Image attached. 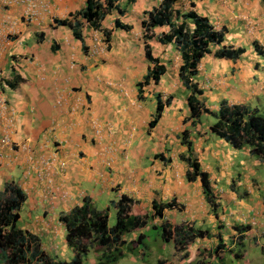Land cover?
Instances as JSON below:
<instances>
[{"label":"crops","instance_id":"0c3cea01","mask_svg":"<svg viewBox=\"0 0 264 264\" xmlns=\"http://www.w3.org/2000/svg\"><path fill=\"white\" fill-rule=\"evenodd\" d=\"M2 1L0 137L5 136L8 144L0 148V193L6 182H13L25 194L17 227L35 238L44 255L57 260L67 247L60 214L80 205L84 198L98 210L108 208L107 204L125 194L136 201L130 208L134 214L151 215L152 201L172 200L162 217L152 222L170 216L168 221L182 230L187 226L206 231L214 245L220 237L222 248V234H233L231 239L237 238L243 250L239 260L264 264V189L263 201H252L258 196L254 195L258 186L246 175L243 182L232 175V156L238 149L210 132L212 123L202 127L198 118L189 117L188 90L177 76L181 60L171 62L177 50L158 41L167 26L153 27L152 36L146 39L164 72L156 81L147 79L137 90L152 64L144 56L143 40L140 37L137 44L133 32H141L142 11L159 0H120L123 14H106L99 30L77 16L79 39L67 24L58 21H73L85 0H14L4 5ZM173 8L205 16L215 30H224V45L244 50L234 61L211 53L201 57L194 81L202 90L199 98L205 107L213 113L218 105H209L207 99L216 104L223 99L229 105L258 110L264 98V58L252 44L256 42L264 50V0H176ZM117 16L130 28H113ZM103 28L109 30L107 42ZM215 49L213 46L211 52ZM164 97L168 103L150 128L156 99ZM183 131L189 148L181 140ZM208 133L215 138L210 140ZM242 150L250 155L247 147ZM180 155L197 160L211 187L212 180L224 186L222 204L215 199L216 215L205 201L198 179H185L187 165ZM234 186L245 187L248 201L240 199ZM223 209L233 216L227 226L220 220ZM177 213L182 215L172 219ZM206 223L209 227H204ZM259 238L261 263L258 257L256 261L247 258V251Z\"/></svg>","mask_w":264,"mask_h":264},{"label":"trees","instance_id":"16d2710c","mask_svg":"<svg viewBox=\"0 0 264 264\" xmlns=\"http://www.w3.org/2000/svg\"><path fill=\"white\" fill-rule=\"evenodd\" d=\"M120 0H85L83 8L75 12L73 21L59 20L61 24H67L76 38H80V25L77 16L86 21L93 29H100V22L106 14L115 11L118 16L124 12V6L119 5ZM134 0H125V3ZM176 0H159L158 4L150 10L142 11V18L139 21L141 27V39L145 58L152 64L147 70L143 80L137 83V90L147 82V79L156 81L164 72V65L159 63L157 57H153L150 46L146 42L152 36L151 29L156 26H167L168 31L158 36L161 43H170L177 50L181 63L177 68V76L181 84L188 90L186 103L189 110V117L193 120L202 114H212L214 122L209 126L210 132L223 139L231 147L240 149L247 147L248 153L258 158H264V116L260 115L256 109H249L239 104H227L225 100H220L218 108L213 113L205 107L199 96L202 90L197 86L194 77L201 57L211 53L214 57L221 59L236 60L244 51L242 48H232L224 45L223 31L215 30L205 16L196 14L193 10L180 12L173 8ZM192 6L193 3L189 2ZM113 19L112 25L115 29H129L130 24L124 23L119 17ZM190 22V24H189ZM104 41L109 38V30L101 29ZM216 49L211 52V48ZM255 52L264 58V50L256 43L252 44ZM19 80V76H14ZM9 86L14 83L7 81ZM167 101V102H165ZM164 102V103H163ZM168 103V99L161 101L156 99L155 112L148 122V127H153L160 116L163 105ZM182 141L189 148V141L186 132L182 133ZM180 160L187 165L185 179L200 182L201 193L211 207V212L215 214L217 203L212 193L208 175L199 167V163L190 155H180ZM25 200V194L13 182H6L0 193V264H82V259L89 248L95 249L99 254L96 256L95 264H114L126 252H132L137 246L143 243L144 235L137 232L134 238L126 241L123 236L134 233L136 229H143L147 224L148 228L160 227V237L165 241L170 233L166 229L167 222L161 224L151 223L154 218H161L162 211L172 205V200L164 203L151 202L153 214H133L131 206L133 199L121 194L119 198L112 202L114 208V223L109 226L107 223V208L98 210L84 198L78 206L72 207L66 213L59 215V219L64 226V240L70 249L71 257L68 261L52 260L45 256L39 249L35 238L23 232L17 227L18 210ZM247 228V225H243ZM175 234L179 244L182 241H193L194 238L202 237L206 231L193 229L191 227L179 229L175 227ZM186 236H182V235ZM184 238V240H183ZM176 239V238H175ZM217 245L212 249L217 253L222 244L218 237ZM187 253L183 254V257ZM156 264H162L160 259ZM210 264V263H204Z\"/></svg>","mask_w":264,"mask_h":264},{"label":"rangeland","instance_id":"374dc122","mask_svg":"<svg viewBox=\"0 0 264 264\" xmlns=\"http://www.w3.org/2000/svg\"><path fill=\"white\" fill-rule=\"evenodd\" d=\"M131 22L133 23H137V21L135 20H131L129 19ZM138 20V18L136 19ZM140 31H135L133 32V36L136 38L135 42H137V44H140ZM131 35V33H127V36ZM137 36H139L137 38ZM115 38L117 37V33L114 36ZM170 52V51H168ZM174 62V64H178V62H180V58L178 55V52H174L173 56H172V61ZM176 68V66H174ZM200 79H203L200 75L198 76ZM177 94V92H176ZM179 94V92H178ZM166 97L162 98V101L165 100ZM260 105H257L258 107V113L260 115L264 116V98L262 100ZM207 103L209 105H218L216 103H214L213 101H211L210 99H207ZM145 105L148 106L149 108L152 107L151 104H149L148 102H145ZM154 110V109H153ZM198 120L200 121L202 127L203 126H207L211 123L214 122V116L212 114H206V113H202L199 117ZM208 135H210V133H208ZM211 139L213 140V138H215V135H210ZM210 158V157H209ZM246 160V161H243ZM255 160V161H254ZM244 163H246L245 166ZM232 167L231 169L233 170V178L234 180L237 178L238 180L242 181L245 179V177L247 179H249L251 182H253L254 184H256L258 186V189L254 191V195H258L255 197H253L252 201H255L256 199L258 201H263V197H262V192L264 189V158H258L255 157L253 155H246L243 153L242 148L238 149L236 151V153H234V155L232 156ZM247 166L249 167V170H247ZM246 175V176H245ZM232 182H234L232 180ZM210 183V181H209ZM223 183V182H222ZM211 186V183H210ZM235 191L238 192V196H240V199H244L245 201L247 200V197L244 196L243 193H246L247 190H245L244 186H234ZM255 187H253L254 189ZM211 189H215V194H213L216 198H219V203L220 205L222 204V201H224V197L225 195L222 194V192L225 190L224 186L220 185L218 182H215V180H212V187ZM222 190V191H221ZM213 193V192H212ZM255 198V199H254ZM102 201V200H101ZM239 202V201H238ZM96 206L99 207L100 204L97 202ZM250 206V205H248ZM107 223L109 226H111L114 223V210L112 205L107 204ZM226 208V207H225ZM251 208V206L249 207V209ZM251 210V209H250ZM136 211H131V213H135ZM188 213V212H186ZM228 213V214H226ZM232 212H228L225 209H223L221 212H219V214H221L222 216L220 217L223 221L227 222L225 223L224 226H227V224H229L230 218L232 219ZM138 214H142V213H138ZM182 215L180 213H177L175 215H171L172 219L175 218H179V216L177 215ZM216 215V212L215 214ZM167 220L162 219L159 222H152L156 225L161 224V222L166 221L167 222V226L166 229L168 230V232L170 233V235L168 236V239L165 241L163 238L160 237V227H156V228H148V224L147 226H145V228L143 229H136L134 230V233H130L128 235L123 236V239L128 241L132 238H134V235L137 232H142L144 235V239H143V243L140 244L139 246H137L135 248V250H133L132 252H126L122 257L118 258L114 264H156L157 260L160 259L162 261V264H204L205 262L210 263V264H244V260L241 258L240 260L238 258H233V256L235 254H240L241 252H243L241 246H239V241L237 240V238H233V240L231 239L233 234H222V236H224V240H223V244L224 247L221 248V250L219 251L218 254V258L220 257V259H216L213 258L214 253L212 251L213 247L215 246L213 243H211L209 241V236L207 235H203L200 238H195L192 242H189V240H186V244L185 241H182L181 244L178 243L177 240V236L175 234V223L174 221H168L170 219V216H167ZM203 219V217H202ZM156 220V219H154ZM189 224V223H188ZM187 224V225H188ZM200 225H203V222L200 223ZM64 227V226H63ZM187 226H184L183 228L185 229ZM204 227H209V224L206 223L204 225ZM264 228V227H263ZM180 229V228H179ZM182 229V228H181ZM208 230V229H206ZM208 234V233H207ZM182 235V234H181ZM227 235V236H226ZM182 236H186L182 235ZM220 236V235H218ZM205 237L206 240H199L201 238ZM176 238V239H175ZM217 239V236H216ZM184 240V238H183ZM231 242H235V243H231ZM261 245L260 243V238L257 240V243L253 246H251L249 248L248 252V259H252L253 261H256V257H258V261L263 257L262 254H260V248H258ZM247 246V245H245ZM98 247H91L88 249L87 253L85 254V256L83 257V261L82 264H95V260H96V256L99 254L97 251H95V249H97ZM248 249V247H246ZM70 252L69 248H65V251L59 252L58 254V259L61 260H65L68 261L71 257V255L69 256L68 253ZM187 253L186 257H183V254ZM228 253H231V257L229 256V258L227 257ZM233 253V254H232ZM65 256V257H64ZM239 257V255H238ZM255 257V258H253ZM187 260V261H185ZM260 262V261H259ZM261 263V262H260Z\"/></svg>","mask_w":264,"mask_h":264},{"label":"built area","instance_id":"2783aa9c","mask_svg":"<svg viewBox=\"0 0 264 264\" xmlns=\"http://www.w3.org/2000/svg\"><path fill=\"white\" fill-rule=\"evenodd\" d=\"M14 0H3V5L6 4V3H10V2H13ZM4 104V100L2 98H0V105H3ZM8 144V139L5 137V136H1L0 137V148L7 145ZM1 155V153H0Z\"/></svg>","mask_w":264,"mask_h":264},{"label":"clouds","instance_id":"9594fccd","mask_svg":"<svg viewBox=\"0 0 264 264\" xmlns=\"http://www.w3.org/2000/svg\"><path fill=\"white\" fill-rule=\"evenodd\" d=\"M211 190H212V189H211ZM183 229H184V228H183ZM184 230H185V229H184ZM198 238H200V237H198ZM194 239H195V238H194ZM189 242H190V241H189ZM217 242H219V241H217ZM216 245H217V244H216ZM216 245H215V246H216ZM223 245H224V244H223ZM215 246H214V247H215ZM214 247H213V249H214ZM223 247H224V246H223ZM220 250H221V248L218 250V252H217L216 254L214 253L213 258L220 259V257L218 258V254H219V251H220ZM238 255H239V254L237 253V254H235L233 257H234V258H237ZM184 257H186V256H184ZM205 263H206V262H205Z\"/></svg>","mask_w":264,"mask_h":264}]
</instances>
